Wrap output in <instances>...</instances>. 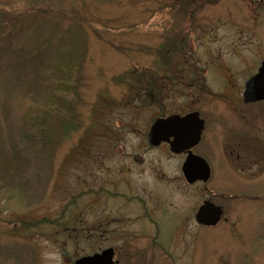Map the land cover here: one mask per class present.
<instances>
[{
	"label": "rangeland",
	"instance_id": "1",
	"mask_svg": "<svg viewBox=\"0 0 264 264\" xmlns=\"http://www.w3.org/2000/svg\"><path fill=\"white\" fill-rule=\"evenodd\" d=\"M235 1L0 0V264H64V254L87 249L80 227L63 235L66 223L52 220L62 219L61 205L81 189L73 188L77 174L93 162L101 165L100 158L123 159L119 147L107 146L109 140L122 151L152 159L143 172L131 170L134 187L144 184L180 206L193 204V197L199 206L206 197L223 208L216 225L197 226L186 253L183 244L180 249L168 244L178 246L171 249L178 256L163 263L264 264V171L239 172L242 166L264 170L261 161L247 160L264 143V102L247 106L236 93L255 70V61L249 66L246 61L264 53V3L251 9L248 1ZM172 35L181 41L176 49L166 46ZM173 65L178 74L183 67L204 74L212 96L184 90L157 99L161 78L148 86L142 77L163 76ZM171 85L176 91L180 83ZM223 89L227 94L215 96ZM144 97L150 104L142 114L178 112L193 103L208 116L201 142L206 152L200 146L196 153L211 168L209 190L198 185L187 201L188 196L155 180L153 166L175 175L180 161L160 150L137 148L144 135L134 111ZM169 210H163L164 237L174 228ZM73 213L69 218L76 220ZM149 240L139 243L147 246ZM129 251L149 252L131 243ZM144 257L133 264L159 262Z\"/></svg>",
	"mask_w": 264,
	"mask_h": 264
},
{
	"label": "flooded vegetation",
	"instance_id": "2",
	"mask_svg": "<svg viewBox=\"0 0 264 264\" xmlns=\"http://www.w3.org/2000/svg\"><path fill=\"white\" fill-rule=\"evenodd\" d=\"M241 1H248L247 3H249V7L251 9L255 8V6L257 7L256 3H264V0ZM234 2L237 3V1L235 0ZM251 3L253 4L251 5ZM260 7H262V5H259L258 8ZM253 11L254 10H252V12ZM166 42L169 45L171 44L174 46L170 47L171 45H168L170 48L176 49L180 45L179 42L181 41H179L178 35H172L167 38ZM258 56L259 59L251 58L249 61H246L249 62L246 66H249L250 63L254 61L256 63L254 68L255 70H253L250 76H252L256 72L261 61L264 59V53H260ZM170 64H172V62ZM170 64H167V66H169ZM148 68L149 67H146L145 69L147 70ZM187 68L183 67L184 70L182 71V73L178 74L179 69L176 71V68L173 65V67L169 68V70L166 72V74H163V76L153 75L152 77H150L144 75L142 77V83L149 86V84L152 85L153 83H156V77L159 80L161 78L163 84H161L156 91L157 99H159L160 96L162 97L164 93L182 95L184 90H192L191 93L198 91V95L200 96L205 92H208L209 94L210 91L206 90L207 87L206 84H204L206 82L205 75L203 74L205 69L200 70V72H202L201 74L203 75H198L194 73V70ZM229 73L230 72H228V74ZM180 75H182V79L180 78ZM250 76H248L247 79ZM173 80L180 83L179 87L175 86L177 88L176 91L173 90V86L171 85ZM169 81H171L170 85L168 84ZM244 83L241 92H236L243 104L249 106L254 103L261 104V102H264V99L260 101L257 100L245 102L243 96ZM162 85L165 87V90L160 91ZM143 93L144 96L145 94H148L150 96V100L154 99L151 97V92ZM210 93L212 94V92ZM217 93H221L222 95L227 94L226 89L215 93V96L219 97L220 95ZM211 94L209 95L212 96ZM150 100H147L144 97L141 107L137 108L134 111V118H136L137 120L140 119L137 129L140 130L144 135L140 141V144L137 143L136 146L137 148H140L143 145L145 149L148 150H160V153L165 154L168 157L176 158L180 161L179 171H177L175 175H165V173L161 169H159L157 165L153 166L152 174L156 178L155 180H159L160 182L162 180L163 183L169 184V188L171 190L177 189L176 192H179L180 194L182 193L185 197L188 196L187 198H185L188 201L190 194L194 193V191L196 190L195 188L198 185H201V190H205V192L209 190L207 184L211 180V168L210 176H208L209 178L207 180L199 178L197 171L185 172L182 170L183 162L186 161L188 155H190L191 153L199 155L201 157L203 155L196 153V148L198 149L201 146L202 137L206 130L205 124H207L208 116H206V114L204 115V111L202 109L193 106V103H189L188 106H184L178 112L168 113L165 110H162L161 112L158 111L157 113H151L149 111L147 114H142V111L145 108L148 109ZM228 109H230L229 106ZM248 109L254 111V109L250 107ZM244 113L248 114L243 111V114ZM190 114H194V117L187 120L185 119V123H179L177 129L174 127V123L167 125V119H169L170 117L177 116V119H184V116L186 117V115ZM159 119L162 121H160V124L157 127V135L150 138V129L152 128V125L155 123V121H158ZM199 122H201V124ZM197 128L199 129V138L197 141H195L192 140L190 136L193 135ZM260 136L264 140L263 133L260 134ZM111 141L112 144H109ZM142 141L145 143V145ZM108 145L115 147L113 151H117L116 147H119V151L121 152V154L118 155H123V159H112V156H107V159L100 158L103 160L101 161V165H95V163L98 162L92 161V167L87 168V170L84 169L81 174H77L74 177L77 186H74L73 188L77 187L81 189L76 193H72V195H70V202L67 199V201L61 205L59 209V216L62 217V219L52 220L56 223H66V225H63L64 227L62 226L64 230L63 235L67 233L70 227L72 230L77 226L80 227L82 235L79 237V239L88 243V251L86 248L82 249L81 251L76 249L74 251L75 254H73L71 257L62 254L64 256V264H74L76 259L92 255H95V258L97 259L95 260V264H133L136 258L144 256V259H146L147 261L155 260L154 262H156V259H158L159 262L161 260L163 263L164 259L166 258L175 259L176 256H178L176 253L175 255H173L171 252V249L173 248L178 249V244L179 249L181 248V244H183L182 250H184V253H186V243L191 244L195 241V229L197 228V226L208 227V225L200 224L196 220L198 207L195 200L196 197H191V201L194 200L193 204L189 205L188 202H186L183 204V206H180L179 204L174 203V201L170 200L168 197L164 199L161 193L155 191L154 189H147L146 186L144 188V184L134 187L132 184H130L131 177L129 174L132 173L131 170L135 166L136 171L139 170L143 172V169H145L146 166L147 168H149V163L153 162L152 159L148 161V159H142L141 156L137 157L138 154H134L132 150L128 152H125L124 150L122 151V146H118L116 140H109L107 146ZM261 145V152L257 153V155H254L252 159L248 158L247 160L261 161V163H264V143ZM202 147H204V145L201 146L200 149H203L205 153L206 148ZM239 157L241 156L239 155ZM94 159L96 160L97 158L95 157ZM156 162H158V160H156ZM263 171L264 170L260 167H257L255 171L246 169V167L243 166L241 167V169H239L241 175H254L255 172H259L258 174H261ZM70 179L71 178L67 179L66 184H68ZM74 198H81V200L80 202L75 203L73 202ZM204 200L210 201V198L205 197L202 199V202ZM116 203H118L116 209L112 210L110 207H112ZM165 207L170 208L168 221L173 222L174 228L172 230V234L164 237L163 225L161 221L165 214L167 215V213L163 211ZM74 210H76V220L69 218V216H73ZM222 216L223 208L219 218L221 219ZM118 218H122L125 220H118ZM74 221L76 222L74 223ZM70 224L73 225L69 226ZM111 225L112 227L110 228V231H108L105 227L109 228ZM116 232H120L123 235L118 237L113 236V234ZM144 237H149L151 239L149 240V244H147V246L139 243L140 240H142ZM126 239L127 241L123 243L124 245H117L118 243L120 244L123 240ZM174 242L175 244H177L175 247H171V245L170 247L168 246V244H173ZM130 243L136 245L137 247H141L143 250L147 248L149 252H147V254L145 255H132L129 251ZM159 262L158 264H160Z\"/></svg>",
	"mask_w": 264,
	"mask_h": 264
},
{
	"label": "water",
	"instance_id": "3",
	"mask_svg": "<svg viewBox=\"0 0 264 264\" xmlns=\"http://www.w3.org/2000/svg\"><path fill=\"white\" fill-rule=\"evenodd\" d=\"M243 96L245 101L259 100L264 98V59L261 62L256 74L251 76L247 81H245V89L243 91ZM183 117V116H182ZM194 114L184 116V119H177V116L170 117L168 120V124H175V128L179 126V123H185L187 119L193 118ZM186 119V120H185ZM160 121H155L150 129L149 136L154 137L156 132L158 131L157 127L160 124ZM201 124V122H199ZM182 125V124H180ZM166 126V123H165ZM199 129L193 133L191 137L192 140L197 141L199 138ZM194 143V142H192ZM207 163L201 157L194 156L193 154L188 155L186 161L183 163L182 170L185 172L189 171H197L198 177L206 179L209 176V167H207ZM220 206L214 205L209 201H205L203 204L197 208V220L203 224H214L218 220V217L221 213ZM95 255L82 257L77 259L74 264H95Z\"/></svg>",
	"mask_w": 264,
	"mask_h": 264
},
{
	"label": "trees",
	"instance_id": "4",
	"mask_svg": "<svg viewBox=\"0 0 264 264\" xmlns=\"http://www.w3.org/2000/svg\"><path fill=\"white\" fill-rule=\"evenodd\" d=\"M169 45V44H168ZM168 45H166V46H168ZM170 46V45H169ZM163 46H159V48H162ZM71 51V50H70ZM75 57V56H74ZM74 57H68L67 59H68V61L69 60H71V59H73L74 60ZM41 128V126H39V127H37V130H38V132L39 133H42L43 131V127H42V129H40Z\"/></svg>",
	"mask_w": 264,
	"mask_h": 264
}]
</instances>
